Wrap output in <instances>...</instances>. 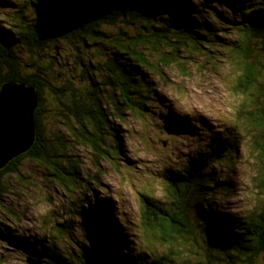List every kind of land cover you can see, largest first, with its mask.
<instances>
[{
    "label": "trees",
    "instance_id": "trees-1",
    "mask_svg": "<svg viewBox=\"0 0 264 264\" xmlns=\"http://www.w3.org/2000/svg\"><path fill=\"white\" fill-rule=\"evenodd\" d=\"M259 1L245 13V24L229 27L240 39V44L228 47L227 57L234 62L233 66L240 75L233 90L243 95L250 93V98H246L242 106L250 108L247 115L258 133L257 153L264 159V88L259 81L262 67L258 61L264 53V0ZM1 2L3 0H0L2 10L6 5ZM61 2L31 0L28 10L33 13L32 17L16 26L14 36L12 30H0V89L5 83H23L34 87L39 99L33 147L0 171V210L3 211L4 197L9 191L7 180L14 178L19 183L22 167L29 161L41 168L44 175L64 192L67 214L62 217V224L55 223L52 235L48 234L34 243L15 235L13 229L0 223V241L45 264H113L111 261L114 258L105 257L111 255L106 248L94 243L90 245L89 242L94 236L102 237L111 246L117 244L116 251L118 248L129 250L127 233L119 224L108 226L105 214L98 211L102 202L97 200L92 204L86 197L87 193L84 194V191H90L97 185L102 172L101 160L121 167L112 155V148L115 147L114 152L117 153L121 148L110 145L113 118H124L125 112L149 114L154 89L145 71H151L153 67L147 59V52L152 57H161L164 64H158L160 68L178 67L182 53L189 49L187 41L201 48L205 45L213 52L217 45L223 46L217 41L211 42L212 25L201 13L199 2ZM214 20L217 22L216 18ZM58 44L71 48L75 52L71 58L74 60L61 59L59 51H56ZM14 46L15 51L12 50ZM252 46L256 48L252 49ZM21 50L26 57L23 64L18 61ZM193 53H196L195 49ZM77 65L79 68L76 69ZM91 71L96 77L91 75ZM113 91L118 95H113ZM56 117L67 127L73 143L88 148L94 156L96 172L91 176H84L82 162L70 154L63 142L49 135V120ZM69 121L71 127L66 124ZM233 132L219 136L218 143L211 149V160L203 169L199 162L197 167L185 165L183 170L173 174V178L170 175L163 177L167 204H160L154 199V193H139L142 212L137 227L150 246L155 243L169 248L163 255H139L137 264H255L264 257V211L246 218L223 217L213 212L212 216L231 222L229 227L217 224L213 229L214 226L206 223L210 216L205 214L207 218L204 219L202 209L193 205L191 197L196 185L201 190H214L210 185L214 187L219 181L216 176L208 178L207 171L226 154L230 157L233 150L236 151V143L239 142ZM114 138L116 145L119 140L116 136ZM262 169L264 174V167ZM205 185L209 186L206 188ZM76 199L81 204L73 208ZM197 211L201 220L195 216ZM77 219L80 225L73 223ZM76 231L90 241L87 246L78 244L77 251L72 254L62 243H69L70 240L76 243L73 239ZM210 232L217 233L216 237L212 239ZM199 238L209 242L207 262L202 260L198 251L194 254L190 252L192 247L199 248ZM97 247H101L104 253ZM214 251L217 253L215 259L211 258ZM116 264H129V261L122 258Z\"/></svg>",
    "mask_w": 264,
    "mask_h": 264
},
{
    "label": "rangeland",
    "instance_id": "rangeland-1",
    "mask_svg": "<svg viewBox=\"0 0 264 264\" xmlns=\"http://www.w3.org/2000/svg\"><path fill=\"white\" fill-rule=\"evenodd\" d=\"M30 1L3 0L1 3L6 6L0 9V30H12L14 36L16 26L25 23L26 18L32 17L33 13L30 14L28 10ZM59 1L62 4L61 0ZM187 1L191 4L200 3L201 13L212 25L211 42L217 41L223 48L217 45L213 52L205 45L201 48L187 41L189 49L182 53L178 67L160 68L158 64H164L160 60L161 57H152L150 52L146 53L149 63L155 67H152L151 71L145 70L154 89L147 112L149 114L140 113L141 116L125 112L124 118H113L114 131L110 133V145L121 148L119 153L114 152L115 147L112 148V155L116 157V162L121 163V167L117 168L111 161L101 160L102 172L97 185L91 187L90 191H84L90 203L94 204L97 200L102 202L98 211L105 214L108 226L119 224L125 234L127 233L126 243L129 250L118 248L116 251L117 244L111 246L102 237L94 236L92 242H89L90 245L94 243L106 248L107 253L111 255L105 257L114 258L111 261L113 264L122 258L128 260L129 264H137L139 255H163L168 252L169 246L155 243L150 246L143 232L137 227L142 212L139 193H154V199L160 204H167L163 177L170 175L173 178V174L179 173L185 165L197 167L201 162L200 168L206 167V163L208 165L211 160V149L218 143L222 133L234 131L239 142L236 143L237 149L233 150L230 157L226 154L208 169L207 177L216 176L219 182L214 184V187L210 185L214 190H201L196 185L194 193L191 194L193 205L199 207V210L202 209L204 219L207 218L206 215L210 216L206 223L214 226L213 229L217 224L226 227L231 224L230 221L212 216L213 212L223 217L246 218L264 211V159L257 153L258 133L247 115L250 108L242 106L243 102L247 101L245 99L250 98V93L243 95L233 90L240 75L233 66L234 62L229 61L227 57L228 47L240 44V39L229 27L245 24V13L250 10L251 5L260 1ZM57 46L61 59L74 60L71 58L75 56V52L71 48L62 44ZM209 46L215 49L212 44ZM254 48L256 47L252 46V49ZM193 49L196 53H193ZM12 50L15 51L16 46ZM22 52L21 50V57L18 59L20 64L26 60ZM177 60L175 58L176 62ZM258 61L262 67L259 81L264 88V53ZM91 72V75L96 77L94 72ZM262 92L264 96V89ZM112 94L118 95L116 91ZM262 102L264 103V98ZM59 120L58 117L49 120V135H54L63 142L69 148L70 154L82 162L84 176H91L96 172L94 156L88 148L73 143L67 127ZM66 124L69 127L72 125L70 121ZM114 136L119 140L116 145L113 142V139L117 141ZM44 174L35 163L26 161L19 183L14 178L7 180L9 191L4 197L3 211L0 210V223L8 225L15 235L27 242L34 243L48 234L52 235L55 223L58 221L57 224H62V217L67 214L66 195ZM199 181H202V178L199 177ZM205 186L207 188L209 185ZM85 201L88 202L87 198ZM80 204L81 201L76 199L73 208ZM195 216L198 217V211ZM198 219L201 220L200 217ZM73 223L81 224L79 219ZM234 226L238 227V224ZM210 234L212 239L217 235L211 232ZM73 239L76 243L73 240L62 243L72 254L77 251L78 244L87 246L90 241L88 237L82 236L80 231L75 232ZM208 247L209 242L205 243L199 238V248L192 247L190 252L194 254L198 251L202 260L207 262ZM97 248L104 253L101 247ZM211 254V258L217 257L216 252ZM263 258L258 259L255 264H264ZM25 259L26 256L19 250L0 241V264H25Z\"/></svg>",
    "mask_w": 264,
    "mask_h": 264
},
{
    "label": "water",
    "instance_id": "water-1",
    "mask_svg": "<svg viewBox=\"0 0 264 264\" xmlns=\"http://www.w3.org/2000/svg\"><path fill=\"white\" fill-rule=\"evenodd\" d=\"M58 51V48L56 49ZM39 99L34 87L5 83L0 89V171L31 150L36 138L35 112ZM26 264H45L32 257Z\"/></svg>",
    "mask_w": 264,
    "mask_h": 264
},
{
    "label": "clouds",
    "instance_id": "clouds-1",
    "mask_svg": "<svg viewBox=\"0 0 264 264\" xmlns=\"http://www.w3.org/2000/svg\"><path fill=\"white\" fill-rule=\"evenodd\" d=\"M59 49V48H58ZM57 53H58V51H57Z\"/></svg>",
    "mask_w": 264,
    "mask_h": 264
}]
</instances>
